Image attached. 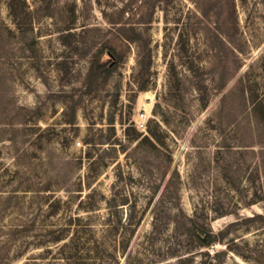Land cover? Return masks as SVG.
<instances>
[{
    "label": "rangeland",
    "instance_id": "1",
    "mask_svg": "<svg viewBox=\"0 0 264 264\" xmlns=\"http://www.w3.org/2000/svg\"><path fill=\"white\" fill-rule=\"evenodd\" d=\"M0 264H264V0H0Z\"/></svg>",
    "mask_w": 264,
    "mask_h": 264
},
{
    "label": "trees",
    "instance_id": "2",
    "mask_svg": "<svg viewBox=\"0 0 264 264\" xmlns=\"http://www.w3.org/2000/svg\"><path fill=\"white\" fill-rule=\"evenodd\" d=\"M110 57L109 62L106 64L107 71L113 73L124 61V53L119 51V47L116 44L112 43V47L108 52ZM190 221L196 222L193 218H190ZM194 235L198 238L199 245L202 247H209L216 241L213 233H207L203 229L197 228L193 231Z\"/></svg>",
    "mask_w": 264,
    "mask_h": 264
},
{
    "label": "built area",
    "instance_id": "3",
    "mask_svg": "<svg viewBox=\"0 0 264 264\" xmlns=\"http://www.w3.org/2000/svg\"><path fill=\"white\" fill-rule=\"evenodd\" d=\"M147 122H148L147 115L145 113H141L139 116L138 127L141 130H146L147 129Z\"/></svg>",
    "mask_w": 264,
    "mask_h": 264
}]
</instances>
